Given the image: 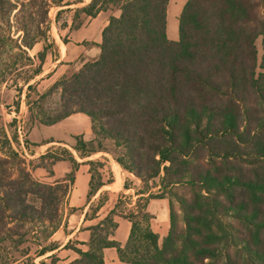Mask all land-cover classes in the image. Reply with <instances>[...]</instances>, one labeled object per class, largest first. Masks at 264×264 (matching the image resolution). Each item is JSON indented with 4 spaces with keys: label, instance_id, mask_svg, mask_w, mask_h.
Instances as JSON below:
<instances>
[{
    "label": "trees",
    "instance_id": "obj_1",
    "mask_svg": "<svg viewBox=\"0 0 264 264\" xmlns=\"http://www.w3.org/2000/svg\"><path fill=\"white\" fill-rule=\"evenodd\" d=\"M170 1L93 0L84 8L95 18L117 4L121 14L103 32L100 58L83 61L46 94L59 91L60 105L40 123L85 115L96 134L98 127L125 145L129 162L120 165L128 173L142 181L164 173L168 187L197 188L191 202L183 201L184 229L171 208L161 244L144 212L128 218L132 230L122 246L113 233L99 234L106 224L118 227L109 216L90 229L89 251L75 250L71 264H106L111 248L122 264H264V57L258 73L256 48L259 37L264 48V20L252 0H189L175 42L168 37ZM20 196L0 182V222L7 212L20 222L36 220ZM230 250L246 254L242 263Z\"/></svg>",
    "mask_w": 264,
    "mask_h": 264
},
{
    "label": "rangeland",
    "instance_id": "obj_2",
    "mask_svg": "<svg viewBox=\"0 0 264 264\" xmlns=\"http://www.w3.org/2000/svg\"><path fill=\"white\" fill-rule=\"evenodd\" d=\"M252 2L255 9L249 2L248 5L264 20V0ZM92 3L93 0H65L62 5H46L40 0H0V182L8 189L16 187L25 207L36 219L20 222L11 212L6 213L5 220L0 222V264H51L53 256L60 259V264H68L77 257L71 250L88 249L77 240V232L91 229L109 216L115 223L138 218L149 211L151 202L163 199L168 200L170 213L171 208L176 212L183 230V201L191 202L198 191L190 185L168 187L162 179L164 173L159 178L142 181L125 171L120 165V160L129 162L125 145L100 134L97 126L96 134L87 116L90 125L80 121L78 115L52 127L40 123L44 113L53 116L60 105L59 91L46 95L61 80L48 74L56 65L58 44L67 41L64 37L67 28L74 30L89 19L83 9L91 8ZM109 8L121 14L117 4ZM179 30V18L172 15L170 34ZM256 48L257 72L261 73L262 37L256 41ZM41 54L46 57L44 62ZM81 67L82 63L67 75ZM87 127L88 132L72 135L71 139V134L86 131ZM51 137L67 141L47 139ZM79 140H84L86 146L79 148ZM52 156L69 161L70 169L61 167L65 166L62 161H55ZM81 165H87L93 174L89 199L94 201L89 202L86 218L91 221L100 212L99 219L86 226L81 222L84 209L77 213L79 219H71L73 209L68 200ZM224 220L242 229L237 221L229 217ZM117 228L106 224L99 234L106 237L111 232L114 236ZM170 230L171 219L167 235L160 236L161 244ZM229 252L241 263L246 257L242 251Z\"/></svg>",
    "mask_w": 264,
    "mask_h": 264
},
{
    "label": "crops",
    "instance_id": "obj_3",
    "mask_svg": "<svg viewBox=\"0 0 264 264\" xmlns=\"http://www.w3.org/2000/svg\"><path fill=\"white\" fill-rule=\"evenodd\" d=\"M189 0H171L169 4V11H168V37L171 41L178 42L180 39V30L178 32H173V34H170V20L171 16L174 15L176 18H179V26H180V17L183 13V10ZM119 13H115L113 9L108 8L107 10L102 11L97 17L92 18L89 17V19L82 25L81 28L70 30V27L67 28L65 31V38L67 41L61 42L58 44L59 46V55L56 57V65L49 70L48 74H53V78H56L57 80L61 79L65 75L71 73L72 71H75L79 65L83 61H95L100 58L101 56V49L100 44L102 43L103 38V32L106 29V27L109 25V21L112 17H119ZM63 48H65V51H63ZM78 119L80 121L85 122L88 124V120L85 118V115L77 114ZM77 115H73L64 121H62L60 124L70 121L72 117H75ZM90 125V122H89ZM56 126V125H55ZM88 127L86 131H76L72 135H83L85 132H88ZM86 139H88V135L85 136ZM47 139H54L57 142H63L67 141L66 139H59L55 137L47 138ZM63 165L61 167H65L67 170L70 169L71 166L68 165L69 161H62ZM91 180L92 175L88 170L87 165H81L79 170L76 172V179L74 184L71 187V190L68 195V200L70 203V207L73 209V213L71 214L72 220H77L79 217L77 216L78 212H83L82 209H84V213L81 217V222L86 226L87 223L93 222L98 220L100 212L97 214V218L93 220H89L86 218L88 210H89V204L94 201V198L90 202L89 199V193L91 189ZM90 202V203H89ZM155 207V211H152V208ZM148 210V209H147ZM151 211V213L149 212ZM149 211L148 213L150 215H153L154 223L152 222L151 226L152 229L155 230V233L159 236L167 235L170 227V206L169 202L166 199L159 200L157 202H154V204L151 202L149 205ZM162 215V220L159 219V215ZM118 224V228L116 230L115 235L113 236V240L119 242L122 246H125L129 240L131 230H132V223L129 221V219H124L122 221L116 220ZM157 227V228H156ZM153 230V231H154ZM162 231V233H160ZM165 231V233H164ZM76 233V232H75ZM91 230L88 229L86 231H79L75 236L77 237V240L81 243H85L83 245L84 247H87V250L82 249L81 251L87 252L89 251V242L91 240ZM84 237V238H83ZM71 252L75 253L77 257H74V261L79 258V254L71 250ZM105 262L106 264H122L118 255V252L116 249H106L105 250ZM69 262L68 264H71L72 262ZM61 262V261H60Z\"/></svg>",
    "mask_w": 264,
    "mask_h": 264
}]
</instances>
